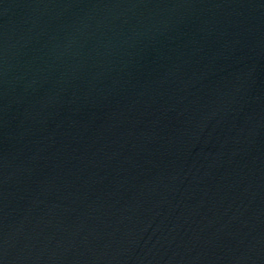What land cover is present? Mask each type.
Returning <instances> with one entry per match:
<instances>
[{"label": "water", "instance_id": "95a60500", "mask_svg": "<svg viewBox=\"0 0 264 264\" xmlns=\"http://www.w3.org/2000/svg\"><path fill=\"white\" fill-rule=\"evenodd\" d=\"M0 264H264V0H0Z\"/></svg>", "mask_w": 264, "mask_h": 264}]
</instances>
